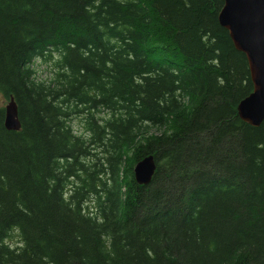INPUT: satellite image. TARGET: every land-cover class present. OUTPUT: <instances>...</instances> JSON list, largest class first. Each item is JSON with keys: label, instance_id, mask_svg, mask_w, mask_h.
I'll return each mask as SVG.
<instances>
[{"label": "trees", "instance_id": "16d2710c", "mask_svg": "<svg viewBox=\"0 0 264 264\" xmlns=\"http://www.w3.org/2000/svg\"><path fill=\"white\" fill-rule=\"evenodd\" d=\"M222 6L0 0V264H264V121L237 117L252 85Z\"/></svg>", "mask_w": 264, "mask_h": 264}, {"label": "water", "instance_id": "95a60500", "mask_svg": "<svg viewBox=\"0 0 264 264\" xmlns=\"http://www.w3.org/2000/svg\"><path fill=\"white\" fill-rule=\"evenodd\" d=\"M218 24L229 36L234 49L243 54L252 85L251 93L237 108L239 120L258 128L264 121V0H221ZM4 127L9 132L20 130L17 107L10 97L5 107ZM156 171L153 156H146L133 166L134 181L139 186L150 184Z\"/></svg>", "mask_w": 264, "mask_h": 264}, {"label": "rangeland", "instance_id": "374dc122", "mask_svg": "<svg viewBox=\"0 0 264 264\" xmlns=\"http://www.w3.org/2000/svg\"><path fill=\"white\" fill-rule=\"evenodd\" d=\"M57 60V57L55 56L54 59H45V60H35L31 64L30 68L34 72V79L36 82H44L46 84L50 83L53 79L54 71H55V61ZM5 104V103H4ZM6 105V104H5ZM72 130L76 133L78 136L83 135V126L81 124V120L78 119H71L69 122ZM207 145V144H206ZM232 160V159H231ZM211 172V171H210ZM213 172V171H212ZM213 175V173H211ZM215 176V175H213ZM175 178L172 180V182H175ZM165 209V207H163ZM170 209V208H169ZM17 236L14 235L13 238L8 241V244L15 246L17 243Z\"/></svg>", "mask_w": 264, "mask_h": 264}, {"label": "bare ground", "instance_id": "6f19581e", "mask_svg": "<svg viewBox=\"0 0 264 264\" xmlns=\"http://www.w3.org/2000/svg\"><path fill=\"white\" fill-rule=\"evenodd\" d=\"M239 104V103H238ZM238 104H237V106H238ZM237 108V107H236Z\"/></svg>", "mask_w": 264, "mask_h": 264}]
</instances>
